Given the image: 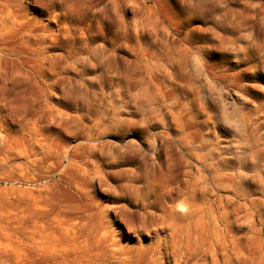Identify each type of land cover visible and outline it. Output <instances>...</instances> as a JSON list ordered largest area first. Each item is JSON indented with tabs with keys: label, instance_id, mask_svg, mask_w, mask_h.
Segmentation results:
<instances>
[{
	"label": "rangeland",
	"instance_id": "rangeland-1",
	"mask_svg": "<svg viewBox=\"0 0 264 264\" xmlns=\"http://www.w3.org/2000/svg\"><path fill=\"white\" fill-rule=\"evenodd\" d=\"M0 264H264V0H0Z\"/></svg>",
	"mask_w": 264,
	"mask_h": 264
}]
</instances>
